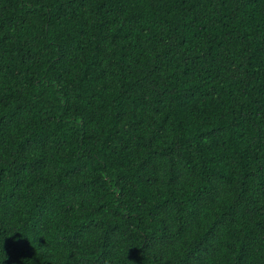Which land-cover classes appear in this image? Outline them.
<instances>
[{"label": "trees", "instance_id": "trees-1", "mask_svg": "<svg viewBox=\"0 0 264 264\" xmlns=\"http://www.w3.org/2000/svg\"><path fill=\"white\" fill-rule=\"evenodd\" d=\"M0 264H264V0H0Z\"/></svg>", "mask_w": 264, "mask_h": 264}]
</instances>
